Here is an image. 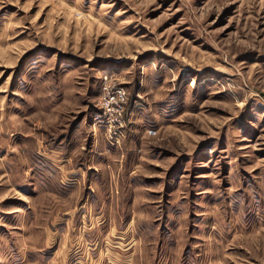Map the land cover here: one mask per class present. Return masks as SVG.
I'll return each mask as SVG.
<instances>
[{
    "label": "rangeland",
    "instance_id": "374dc122",
    "mask_svg": "<svg viewBox=\"0 0 264 264\" xmlns=\"http://www.w3.org/2000/svg\"><path fill=\"white\" fill-rule=\"evenodd\" d=\"M0 264H264V0H0Z\"/></svg>",
    "mask_w": 264,
    "mask_h": 264
},
{
    "label": "built area",
    "instance_id": "2783aa9c",
    "mask_svg": "<svg viewBox=\"0 0 264 264\" xmlns=\"http://www.w3.org/2000/svg\"><path fill=\"white\" fill-rule=\"evenodd\" d=\"M98 97V111L93 122L102 127L109 143H118L124 128V112L127 102V91L110 73H103L100 77Z\"/></svg>",
    "mask_w": 264,
    "mask_h": 264
},
{
    "label": "crops",
    "instance_id": "0c3cea01",
    "mask_svg": "<svg viewBox=\"0 0 264 264\" xmlns=\"http://www.w3.org/2000/svg\"><path fill=\"white\" fill-rule=\"evenodd\" d=\"M60 216H57V218H59Z\"/></svg>",
    "mask_w": 264,
    "mask_h": 264
}]
</instances>
